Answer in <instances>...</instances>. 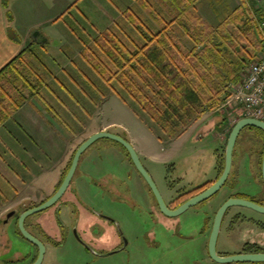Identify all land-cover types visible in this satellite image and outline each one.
Masks as SVG:
<instances>
[{"label":"rangeland","instance_id":"rangeland-1","mask_svg":"<svg viewBox=\"0 0 264 264\" xmlns=\"http://www.w3.org/2000/svg\"><path fill=\"white\" fill-rule=\"evenodd\" d=\"M247 1L252 4L254 10L258 7H264V0ZM239 2L240 5L243 4V0H239ZM71 44L72 46L68 42L63 47H66V54L75 59L72 60L74 62L69 61V58L63 57V55L60 56L59 46L45 44V51L40 50L42 54H45V59L40 54L39 56L46 64L51 75L48 77V87L42 89L43 96H37L36 99L45 109L47 104L43 103L44 96L47 100L54 101L56 103L54 104L55 109L52 108L51 114L56 115L57 120L59 117L58 121L61 124H68L69 122L71 126H69V137L73 141L72 154L98 125L96 119L87 117V113L91 115L93 111L94 113L96 111L93 110L94 106L89 101L100 100L102 93L114 91L116 88L110 86L111 84L107 85L105 82L103 83L104 87L101 86L97 74L87 75L89 82L80 78V81L86 87L83 88L85 95L78 91L75 84L71 82L53 81L55 80V74L51 68L57 70V75L65 76L58 67H72L71 63H75L78 67L84 64L82 59L78 57L79 53L77 54L80 43L71 42ZM36 48L34 49L36 50ZM74 75L78 76V74ZM51 80L52 83H50ZM112 84H115L117 89L131 101L129 95L117 82ZM68 86L80 95L79 100L72 96L73 93ZM98 87L103 91L100 92ZM51 91L59 93V97H56L57 99L52 98ZM77 101L80 102L77 103ZM133 104L141 116L147 119L146 114L135 103ZM125 108L120 99L113 98L105 107V120L111 117L112 120L121 123L117 127H112L111 130L118 131L126 139L129 138V134L122 125L130 130L132 129L142 137V141L148 145L150 153L145 156L140 155V159L169 204L185 190L201 185L210 178H215L217 158H219L218 176H220L222 166L225 163L228 137L237 120L242 118L236 113L230 116L229 114L234 112V109L232 110L229 106L223 105L219 110L207 112L203 116L204 118L192 123L195 124L194 135L187 134L183 138H181V135L172 141H163L157 136L153 137L154 134L151 135L146 130L149 128L146 125V135L143 136L140 131L139 119L132 110L128 107ZM47 109L49 110V108ZM55 112L56 114H54ZM213 121L215 123L222 121L225 129L223 130V126H217L218 128L214 130V134L212 132V134L199 137L204 133V127L200 126ZM106 140L111 139L103 138L97 142L104 143ZM97 142L95 143L97 144ZM112 142L115 141L112 140ZM118 146L120 145L118 144ZM263 148L264 133L256 127H245L241 131L235 147L233 167L227 185L218 192L216 198L201 202L179 216L169 217L160 211L149 185L135 165L128 159L130 170H121V173L126 174L123 179L128 182L129 188L132 190L130 196L134 198L133 204L122 199L123 194L120 189L123 184L117 187L116 182L119 181H114L99 167L98 172H93L90 178L93 188L88 187L84 190L87 200L76 195V201L80 204L79 207L72 203L73 210L70 207L71 205L67 208L58 209V211L53 210L69 197V193L72 192L74 186L72 183L66 195L54 207L29 216L26 219V228L47 246L42 264H264V262L220 263L209 257L207 253L216 211L225 199L237 192V182H234L233 187L231 184L241 162L249 164L246 166L243 177L246 183L241 191L246 192L248 196L250 195L248 199L260 201V198L264 197V191H260L258 189L259 185L257 187L255 183L262 178L260 162L262 161ZM202 149H205L206 152L200 157L199 154L201 155L200 151ZM124 154L127 155L125 151ZM253 175L256 178L253 179ZM261 182L264 185L263 178ZM36 192L31 188L25 189L23 203L15 204L14 201L9 200L0 206L2 212L0 214V264L6 263L5 261L11 258L15 259L14 264H31L32 261L37 259L38 248L18 232V216L28 208L43 202L42 199L32 200L36 197ZM141 199H144V202H141ZM12 210H15V214L6 224L4 219ZM237 212L246 215L245 218L247 219L252 217L255 220L264 222L263 212L245 206L230 208L227 218L223 222L217 244L218 252L221 255L240 253L248 242L264 247V230L255 225L254 227H251L250 224L244 225L248 221L244 222L243 220L237 225L230 226L231 219ZM106 217L109 220L105 219ZM206 218L209 220L207 225L209 229L204 233L201 231ZM60 220L68 221V227L71 230L68 237H64L65 234H63V227L60 226ZM65 225L67 226L66 223ZM87 226H90L89 231L86 228ZM73 229L77 231L75 232ZM184 235H187L188 238H185ZM49 236L53 237L56 242H63V245H54L50 242ZM121 245L123 247L120 250L106 256L102 255Z\"/></svg>","mask_w":264,"mask_h":264},{"label":"crops","instance_id":"crops-1","mask_svg":"<svg viewBox=\"0 0 264 264\" xmlns=\"http://www.w3.org/2000/svg\"><path fill=\"white\" fill-rule=\"evenodd\" d=\"M7 4L12 14L11 18L8 16L4 0H0V70L30 43H34V48L39 47L36 50L44 59L45 54H42L40 50L45 51V44H48L59 46L60 56L63 55V57L69 58V61L75 60L66 54V47H63V45L69 42L72 46L71 42H79L80 49L77 54L79 53L78 57L82 59L84 64L78 67L75 63H71L72 67H58L65 76L57 75V70L55 71L49 64L47 65L55 74V80L53 81L71 82L75 84L78 91L85 95L83 88L85 89L86 87L80 81V78L89 82L88 76L96 75V73L85 61L82 53L93 46L101 33L111 30L110 27L117 28L120 26L119 29L126 27L129 35L143 41L150 38L153 32H157L163 27H168L171 35L176 40H184V26L193 23L195 10L209 24H217L233 9L237 8L240 2L239 0H8ZM36 31H39L41 35L35 37L34 33ZM44 38L46 41L42 42ZM74 74H78V76ZM98 79H100L98 80L100 85L103 86L104 81L99 76ZM53 81L51 80L50 83ZM110 86H114L118 90L115 84ZM68 88L74 94H72L74 98L78 100L81 98L70 86ZM50 93L54 99H57L56 97L60 95L56 91H51ZM102 94L105 95L103 96ZM102 94L100 100L89 101L94 106L93 110L96 111L95 113L93 111L91 115L86 112L87 117H93L98 123L97 127L90 132V135L99 131H109L123 136L118 131L111 130L112 127H117L121 123H117L111 117L105 120L107 103L113 98H118L123 102L124 108L128 107L139 119L141 124L140 131L143 136L146 135V125L150 128L146 130L151 135L154 134L153 137L157 136L159 138V134L150 121L137 113L132 99L130 101L123 94V98H121L116 91L112 90ZM43 103L47 104V108L48 105L51 107L50 111L47 108H43L36 97L28 98L0 126V206L9 200L14 201L15 204L23 203L25 200L23 192L28 188L37 191L36 197L32 200L42 199L44 201L57 190L61 182L72 151L73 141L69 137L70 124L67 120L69 126L66 123L61 124L58 121L59 117L57 120V116L51 114L52 108L55 109L54 104L56 103L54 101L47 100L44 96ZM83 103L85 104V102ZM217 126H223V130L225 129L222 121L219 123H215V121L204 123L203 126H200L204 127V133L199 135V137L212 134V132L214 134V130L218 128ZM122 127L127 130L128 139L135 146L139 156H145L150 153L148 145L144 144L145 142L142 141L140 135L132 131V129H128L125 125H122ZM187 134H190V136L195 134V124H191L181 138ZM93 145L81 157L71 182V185L73 183L74 186L72 192L69 193V197L53 210L58 211V209L67 208L70 205L72 207V203L79 207L80 204L76 201V195L81 199L87 200L84 190L88 187L93 188L90 178L93 172H98L99 167L109 177H112L114 181H119L116 182L117 187L123 184L120 189L123 194L122 199L133 204L134 198L130 196L132 190L129 188L128 182L123 179L126 174L121 173V170H130V163L127 155L124 154L122 146H118L112 140H106L104 143L97 142V144ZM200 152L201 155L199 154V156L201 157L206 150L202 149ZM102 154L105 155V160L100 158ZM218 160L219 158H217L215 163V178H210L207 181H215L219 177ZM247 165L249 164H243L242 162L239 164L233 182H237L236 193H240L244 198L248 199L250 195L248 196L246 192L241 191V188L246 183L243 177ZM254 178L256 176L253 175ZM261 180H257L255 183L257 187L259 185L258 189L260 191H264V185ZM205 182L201 183V185ZM260 199L263 200L264 197ZM78 201L80 202V200ZM141 202H144V199H141ZM84 204L86 203L84 202ZM64 223L68 227V221ZM249 224L251 227L255 225L252 222L244 225ZM63 231L66 232L65 229ZM118 250H120L119 246L113 251H109L108 254ZM105 254L106 252L103 255Z\"/></svg>","mask_w":264,"mask_h":264},{"label":"trees","instance_id":"trees-1","mask_svg":"<svg viewBox=\"0 0 264 264\" xmlns=\"http://www.w3.org/2000/svg\"><path fill=\"white\" fill-rule=\"evenodd\" d=\"M7 1L4 0V4L11 18ZM263 17L264 7L254 10L252 4L243 0L242 5L217 24H209L195 10L193 23L184 26V40H176L168 27L153 32L146 41L138 40L128 34L126 27L119 29L118 26L101 33L93 46L83 51L82 55L105 83L117 82L122 87L146 114V120L150 121L160 140L172 141L183 135L193 122L207 112L216 111L224 101L228 84L240 79L244 67L262 46L258 22ZM50 75L51 72L34 49V43L27 44L0 70V126L28 98L43 96L42 89L48 87ZM114 91L123 98L121 92ZM137 113L141 116L138 110ZM122 147L134 164L126 148ZM76 150L71 154L57 189L71 166ZM100 158L106 159L103 154ZM260 164L262 166V161ZM213 182L207 181L181 193L171 202L172 208L197 195ZM232 196L244 198L240 193ZM154 199L156 201L155 196ZM243 221L252 222L264 230V222L251 218H244ZM59 223L64 230L65 223L61 220ZM208 223L206 218L201 232L208 231ZM18 232L25 238L19 228ZM63 234L67 237L66 232L63 231ZM184 237L188 238L187 235ZM49 240L56 246L63 245V242H56L51 236ZM243 251L263 252L264 247L248 242Z\"/></svg>","mask_w":264,"mask_h":264},{"label":"water","instance_id":"water-1","mask_svg":"<svg viewBox=\"0 0 264 264\" xmlns=\"http://www.w3.org/2000/svg\"><path fill=\"white\" fill-rule=\"evenodd\" d=\"M41 35L39 31H36L34 33L35 37H38ZM46 39L44 38L42 42H45ZM256 127L264 131V121L257 119V118H251V117H244L240 118L232 128L230 135L228 137L226 149H225V164L222 173L220 176L206 189L198 193L197 195L189 198L184 203L179 205L176 208H171L169 204L164 199L162 193L160 192L156 182L154 181L152 175L149 173V171L146 169V167L143 165L140 156L135 148V146L126 138L123 136L109 132V131H99L92 135H90L88 138H86L77 148L74 157L71 162V166L63 179L62 183L60 184L59 188L45 201L38 204L37 206L28 208L27 210L23 211L18 218V228L21 232V234L25 237L26 240L34 244L38 247V257L37 259L31 263V264H42L47 252V246L45 243L32 234L27 228H26V219L36 213L42 212L50 207H53L56 205L62 197L65 195L67 190L69 189L71 182L75 176V173L77 171V168L79 166V162L81 160L82 155L99 139L107 138L114 140L118 143H120L122 146L126 148L128 151L132 162L134 163L135 167L139 171V173L143 176L147 184L149 185L151 191L153 192L156 201L158 203V207L160 211L169 217H176L184 212H186L191 207L204 202L214 195H216L226 184L231 171L233 167V161H234V151L236 144L238 142L239 136L241 134V131L245 127ZM262 178L264 182V153L262 158ZM233 206H245L248 208H252L254 210H257L259 212L264 213V204H260L256 202L255 200L247 199V198H241V197H230L227 199L217 210L212 230L210 233L209 241H208V252L210 257L220 263H231V262H264V251L263 252H240L236 254L231 255H221L218 252L217 244L220 236V232L222 229V224L224 217L226 215V212L229 210V208ZM15 214V210H12L10 213H8V217H11ZM105 255H108L106 253Z\"/></svg>","mask_w":264,"mask_h":264},{"label":"built area","instance_id":"built-area-1","mask_svg":"<svg viewBox=\"0 0 264 264\" xmlns=\"http://www.w3.org/2000/svg\"><path fill=\"white\" fill-rule=\"evenodd\" d=\"M261 48L241 73L240 79L227 86V92L221 106H229L234 112L230 116L251 117L264 121V17L258 22ZM234 107V108H232Z\"/></svg>","mask_w":264,"mask_h":264},{"label":"flooded vegetation","instance_id":"flooded-vegetation-1","mask_svg":"<svg viewBox=\"0 0 264 264\" xmlns=\"http://www.w3.org/2000/svg\"><path fill=\"white\" fill-rule=\"evenodd\" d=\"M262 153H264V150H263V152ZM262 158H263V154H262ZM230 197H234V196H229L227 199H229ZM227 199H225V201L227 200ZM251 200H254V199H251ZM224 201V202H225ZM256 202H258V203H260V204H264V199L263 200H260V201H257V200H255ZM223 202V203H224ZM222 203V204H223ZM169 204V203H168ZM221 204V205H222ZM220 205V206H221ZM169 206L172 208L173 206H171V204H169ZM234 207V206H233ZM176 208V207H175ZM232 208V207H231ZM219 209V208H218ZM229 211H230V208H229V210L226 212V215H225V217H224V220H223V222L226 220V218H227V215H228V213H229ZM11 212V211H10ZM9 212V213H10ZM217 212V211H216ZM12 216H14V215H12ZM11 216V217H12ZM245 216L246 215H243L242 213H240V212H237V213H235V215L232 217V219H231V223H230V226H234V225H237V223H239L242 219L244 220V218H245ZM11 217H8V214H7V217L4 219V222L6 223V224H8L9 223V221H10V219H11ZM105 219H107V220H109V218L108 217H106ZM251 219H254V218H252L251 217ZM223 225V224H222ZM87 228V230L89 231L90 230V226H87L86 227ZM93 228V227H92ZM65 231H66V236H69V234H70V228L69 227H65ZM73 231H77L76 229H73ZM123 245H124V243H123ZM123 245H121V246H119V248L121 249L122 247H123ZM37 247V246H36ZM38 248V247H37ZM242 252H245V251H242ZM104 254V253H103ZM102 254V255H103ZM6 263H3V264H14V262H15V259H13V258H11L10 260H7V261H5Z\"/></svg>","mask_w":264,"mask_h":264}]
</instances>
